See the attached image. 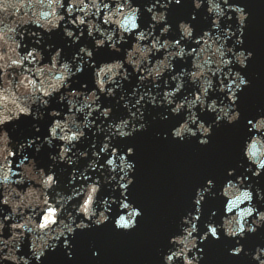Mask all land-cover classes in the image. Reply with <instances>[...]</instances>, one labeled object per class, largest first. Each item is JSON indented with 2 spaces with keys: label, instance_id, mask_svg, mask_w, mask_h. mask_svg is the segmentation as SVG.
Returning <instances> with one entry per match:
<instances>
[{
  "label": "clouds",
  "instance_id": "1",
  "mask_svg": "<svg viewBox=\"0 0 264 264\" xmlns=\"http://www.w3.org/2000/svg\"><path fill=\"white\" fill-rule=\"evenodd\" d=\"M181 3L149 0L144 12L150 22L142 27L141 7L134 0H0V264H41L58 247L67 250L72 259L71 241L78 231L100 228L109 221L116 231L130 232L137 227L143 212L127 195L134 183L136 164L129 158L135 155V148L121 151L114 142L147 131L146 107L165 109L163 120L183 113V119L170 130L171 138L181 143L195 139L200 146L210 143L214 127L222 122L236 125L241 120L238 93L251 83L242 70L254 55L242 47L251 13L231 0H191V19L205 8L211 17L210 29L195 35L192 24L182 20L177 24V38H169V9ZM233 18L235 30L232 24L222 27V21ZM29 26L36 31H28ZM61 26L73 45L86 32L93 47L80 46L71 60L64 59L58 48L44 62L39 49L42 33L50 34ZM26 35L35 38V47L23 43ZM130 38L123 59L96 66L94 50L107 47L120 53ZM22 48L27 50L22 52ZM189 58L190 70L177 72L175 62ZM86 66L92 69L94 87L72 88L73 79ZM132 75L137 76V85L125 94L124 82ZM188 85L193 91L183 94ZM117 92L128 115L113 121L112 108L105 107L101 98H115ZM57 94L67 110L49 111L47 135L29 138L14 150L6 126L21 117L42 119L43 110ZM204 113L214 120L201 119ZM246 126L248 135L242 140L238 165L242 172L228 169L227 176L234 179H227L218 191L211 178L195 188L193 210L180 218L179 230L169 237L170 247L162 254L161 264H201V245L209 237L220 240L221 233L236 242L228 251L230 256L243 254L254 264H264V247L248 252L240 243L264 228V190L253 183L264 175V115L247 119ZM90 138L89 146L77 147ZM45 145L56 150L49 156L53 163L47 171L28 155V150L39 153ZM82 160L87 161L83 168ZM56 164L71 169L64 185L68 191L60 188ZM106 188L112 195L101 197ZM217 196L223 201L220 221L214 219L218 212L212 210L201 231L204 204ZM5 207L10 211L4 213ZM26 241L30 255H19ZM99 255L98 250L92 251L93 258Z\"/></svg>",
  "mask_w": 264,
  "mask_h": 264
},
{
  "label": "water",
  "instance_id": "2",
  "mask_svg": "<svg viewBox=\"0 0 264 264\" xmlns=\"http://www.w3.org/2000/svg\"><path fill=\"white\" fill-rule=\"evenodd\" d=\"M231 2L245 5L246 10L251 13L242 47L253 51L254 55L248 62V68L242 70L251 83L248 88L238 93L241 120L236 125L230 126L222 122L214 127L209 137L210 143L207 146H200L195 139L181 143L171 138L170 130L183 119V113L179 117L170 115L168 120H163L161 117L165 109L146 107L144 112L148 123L147 131L136 133L128 140L114 142L121 151L129 146L135 148V155L129 158L136 164L134 183L127 195L143 212L142 217L137 220V227L130 232L116 231L112 221H109L100 228L78 231L71 241L72 259L68 258L67 250L58 247L55 251H49L42 258L41 264H161L162 254L170 247L169 237L179 230L180 218L193 210L192 196L195 188L202 186L205 180L211 178L217 186L215 191H218L227 179H234L227 176L228 169L235 168L237 174L242 172L238 165L242 160L240 152L242 140L248 135L246 121L264 115V111H261L264 110V0ZM134 3L141 7V26L147 27L150 16L144 12V6L149 0H134ZM193 12L191 0H182L179 6L173 5L169 9L168 22L172 25L169 38H177V24L182 20L192 24L195 35H201L203 31L210 29L211 17L207 16L205 8L195 13V20L191 19ZM228 24H232L233 30L237 27L235 18L232 21H222V27ZM232 43L230 40L229 45ZM130 46L131 38L127 45L121 46L120 53L112 52L107 47L96 50L94 59L96 66L115 59H123V48ZM175 63L177 72L182 68L190 70V58L187 62ZM136 85L137 76L132 75L129 81L124 82V93H130ZM93 87L91 71L88 90ZM191 91L193 87L188 85L183 94ZM120 95L121 93L117 92L115 98H101L105 107L112 108L113 121L128 115L119 101ZM201 119L211 122L214 116L204 113ZM165 133L169 134L167 139H164ZM98 139L102 140L103 137ZM91 142V138L86 139L77 147L83 150ZM86 163L87 161H80V167L83 168ZM70 172L71 169L67 167L61 184L64 191H68L64 185ZM253 183L264 190V175ZM104 195L112 193L106 188L101 192V197ZM115 195L119 196V193ZM261 208L264 210V205H261ZM212 210L218 212L214 219L219 222L223 214V201L219 196L206 200L199 225L201 231L205 230L204 224ZM240 243L248 252L254 251L257 246L264 247V228L254 235L247 236ZM235 246L236 242L225 238L222 233L220 240H212L209 237L208 241L201 245L204 248V260L201 264H254L249 256L243 254L239 257L230 256L228 251ZM93 250L100 252L99 257L93 258Z\"/></svg>",
  "mask_w": 264,
  "mask_h": 264
}]
</instances>
